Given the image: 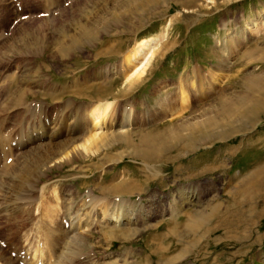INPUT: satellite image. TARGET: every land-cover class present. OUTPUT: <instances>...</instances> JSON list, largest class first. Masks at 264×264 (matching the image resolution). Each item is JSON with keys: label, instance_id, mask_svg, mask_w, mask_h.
Here are the masks:
<instances>
[{"label": "rangeland", "instance_id": "rangeland-1", "mask_svg": "<svg viewBox=\"0 0 264 264\" xmlns=\"http://www.w3.org/2000/svg\"><path fill=\"white\" fill-rule=\"evenodd\" d=\"M16 2L0 0V170L20 159L24 152L35 151V146L21 154L12 149L15 154L10 147L5 150L6 144L24 136L26 127L43 123L45 126L54 117L61 119L62 134L66 128L70 130V134L62 138L66 141L75 135L89 138L90 127L82 125L83 121L91 122L94 112L105 103L112 106L106 120H128L133 124L126 132L106 133L109 135L97 140L100 143L70 153L69 159L60 162V169L51 168L53 171L43 179L44 189L37 199L41 209L48 207L55 212L60 199L68 193L72 197L69 209L73 212L95 211L101 204L114 203L121 198L145 210L150 219V225L146 227L141 223V231L132 239H127L131 234L129 228L124 229L125 240L109 242L102 240L101 232L95 230V235L89 239L94 242L93 247L86 245L81 263L91 264L106 252H117L131 254L129 257L137 264H163V260L152 257L148 245L164 244L170 245L166 254L168 264H264V185L254 190L253 195H246L247 205L240 209L245 220L229 222L230 225L220 221L232 222L239 216L236 206L235 214L227 213V205L232 201L229 192L245 177V171L264 156V115L253 117L250 127L238 133L235 132L243 129L247 121L243 112L235 113L231 120L222 117L220 122L232 124L226 127L227 133L207 128L211 136L195 143L197 149L188 152L189 137L199 132L198 128L191 130V126H204L206 116L214 114L220 104L227 102L239 107L243 104L238 99L243 95H247L249 101L258 98L264 102V0ZM87 29H93L92 33L85 35ZM162 35L165 36L154 50L146 70L132 79L135 82L126 81L130 70L138 64L128 58L137 43ZM32 38L37 39L36 43H30ZM61 46L66 49L65 53L59 51ZM6 49L8 56L2 58ZM256 84L259 88L252 89ZM22 89L36 92L26 93L23 101L15 100L12 104L17 105L16 108L4 102ZM168 129L178 132L180 138H167L170 145L160 163L146 165L130 157L140 134L162 140L160 135ZM72 132L75 135H71ZM124 134L130 135L131 144L121 139ZM221 138L224 139L219 140ZM217 152H235L228 154L231 162L222 160L231 165L203 175L201 167L206 156ZM133 182H136L135 187ZM104 193L106 195H102ZM209 198L212 206L221 204L219 213L207 224L215 225L211 227L215 231H211L209 241L202 238L205 229L201 228L207 226L203 225L204 212L195 226L201 230L186 236L193 219L186 217L188 212L202 211L204 200ZM126 205L128 208L129 204ZM26 208L23 216L33 217L32 209ZM3 220H0V235L8 233L9 229H5ZM246 225L250 236L245 234ZM15 230L13 226L11 233ZM224 233H239L240 239L231 240Z\"/></svg>", "mask_w": 264, "mask_h": 264}, {"label": "bare ground", "instance_id": "bare-ground-1", "mask_svg": "<svg viewBox=\"0 0 264 264\" xmlns=\"http://www.w3.org/2000/svg\"><path fill=\"white\" fill-rule=\"evenodd\" d=\"M183 2L185 3L186 1H183ZM184 6H186V5H184ZM92 31H93V29L84 30V34L89 35L92 33ZM164 36L165 35H162L161 37H156V38H153L149 41L143 40L139 44L137 43V47L132 51L130 57H128V58H130L129 60L131 62L135 61V62H138V64L135 65L133 68L130 67V69L131 68L132 69L130 70L131 72L127 76L126 81H128L130 79L132 81V79L134 77H137V78L140 77L139 75H141L144 72V70H146L145 68H146L147 64H149V61L151 60V58L153 57V55L155 53L154 50L157 48V46H159V44L161 43ZM92 37H93V35H92ZM36 41H37V39H35V38L30 39V43H36ZM55 48L58 49L57 45ZM7 49H6V51H7ZM42 49H44V44L42 46ZM76 49H78V48H76ZM59 51H61L62 53H65L66 49L61 46ZM72 52H74V51H72ZM8 53H9V51H7L6 54L4 53L2 58L3 57L7 58ZM67 56H68V54H67ZM28 75H30V74H28ZM132 82H135V81H132ZM35 83H37V82H35ZM130 85H132V83H130ZM247 86L249 89L250 87L248 84H247ZM253 87L254 88H252V89H258L259 85L256 84ZM5 91L6 90L4 89V92ZM35 92L36 91L30 90V89L25 90V91H24V89H22V91H20L18 93L15 92L12 95L13 96L12 98H9L8 100H5L4 102H7L8 104H10L11 105L10 107L16 108L18 106L14 105L15 100L21 99V101H23V97L26 93L27 94H34ZM0 93H1V91H0ZM240 97H239L238 101L242 102L243 105H240L239 107L233 106L230 104L227 105L226 104L227 102L224 101L225 104H220L219 108L217 109V111L214 114L206 116V118L208 120L205 122L204 126H197V125L191 126V130L198 128L199 132H198V134H194L192 132L193 136L191 135L189 137V149L190 150L188 152H190V151L192 152L195 149H197V147L194 145L195 143L205 141L206 139H208L211 136L209 134L211 132H207L208 131L207 128H212L214 131H217V132L220 131V133L222 132L221 134L227 133L226 127L232 126V124L231 123L223 124L222 122H220L222 117L228 118L229 120H231L233 118V116L235 115V113L243 112L244 117H246L247 121L245 122L243 129H240V130L235 132V133H238L240 131H244L246 129V127H250L248 125H249V122L252 121L253 117L256 118L258 116V118H259L261 115H264V102H262L261 99H258V98L254 99L253 98L252 101H249L250 99L248 100L249 97L247 98V95H243L241 98ZM7 103L5 104V106L7 105ZM12 103H14V104H12ZM109 104L110 103H105V105H103L99 108L96 107L99 110L97 109V111L94 112V114L92 115V121L91 122L89 120L83 121L82 125L85 126L87 124L86 126L90 127V135H88L89 138H86V136H84V138H83V135H77V137H76L75 132H74V134L72 132L71 135H75L73 138H69V141L63 140L62 138H65V137H67L68 134H70L69 133L70 130L68 128H66V132L65 133L63 132V134H62L61 119H60V117L59 118L54 117L47 124H45V126H42L44 124L43 123L42 125L26 127L23 130L26 132V134L24 136H21V138L20 137L18 138V136H17L18 139L10 141V143L8 145L6 144L5 150H7L10 147L11 150L14 149L16 151H20V154H21V151H23L25 149L28 150L34 146H35V148H34L35 151L29 152V150L28 151L25 150L26 152L21 154V157H20V154L18 153L20 159L19 158L15 159V162L14 163L12 162L10 166L2 167V170H0V220L4 219L3 221H5V224H6L5 229L9 228L7 230L8 233L5 232V233L1 234L2 236L0 235V264H83L81 262H82V257H83L84 252H82V251L86 247V245L87 246L89 245V247H93L94 242L92 243V241H89L93 232L94 233L96 231L99 233L101 232V234L104 236V237L101 236V239L103 238L106 242H109L110 240H112V241L113 240H125L126 237L124 235V229L129 228L131 230V234L128 233V234H130V237L127 239H132L134 235H135L134 237H136V234L138 233V231H141L140 230V228H142L141 223L143 225H145L146 227L148 225H150V223H149L150 219H149L148 215H146V212H144L145 210L143 211L141 209H138L136 207V205H132L129 200H125V199H121V198L118 200L114 199V201L116 200V202H114V203H109V204L107 203V205L101 204V207H98V209H96L95 211H92V210L88 211V212L83 211L81 213H78L77 211L73 212V211H71V208L69 209V207H71L70 198H72V197L68 193L66 194V196L64 198L60 199L61 201L58 202L57 206L55 204V206L57 207L55 212L50 211V209L48 207L42 208L43 209L42 210L41 206H38L39 202L37 203V199L39 197V194L41 192H43V189H44V186L42 185L44 183L43 179H45L49 175V173H51L53 171V170H51V168H55V169L59 168L60 169L61 168L60 166H62L60 162H63L64 159H66V160H67V158L69 159L70 153H75L76 151H78L80 149H81V151L83 149H87L88 145L94 144V143L100 141V139L102 140L103 137H105L109 134L115 135L117 132H118V134L120 132H123V131L126 132V130H129L127 128H130V129L133 128V124L130 123V121H128V120H126L124 122H123V120H120V122L114 121V120H106V116H107L106 113L109 110V108L111 109V107H112V106L110 107ZM244 104H246V105H244ZM36 109H37V107H36ZM219 109H220V111H219ZM38 117H39V115H38ZM249 118H250V120H248ZM33 122H34L33 124H35V121H33ZM37 124H38V122H37ZM184 124H186V123L184 122ZM6 127H7V125H6ZM180 127H184V125H181ZM1 128H2V126H1ZM31 129H34V130L31 131ZM105 130H110V131H105ZM84 132H86V131H84ZM87 132H88V130H87ZM106 133H109V134H106ZM131 133H133V132H131ZM14 135H16V134H14ZM160 136H163L162 140L158 139L155 136L149 135V134H140L138 139H137V144H135L133 156H130V157H132L136 161H141V162H143V164H146V165H149L152 163H160L162 160L161 157L164 154V151L167 152L166 150H167L168 146L170 145L169 144L170 141H168L167 138L168 137L174 138V136H176L177 138H180L179 133L176 131H173V129H168L167 131L162 133ZM60 138L63 141L59 140ZM224 138H221L219 140H223ZM121 139L126 141L128 144L132 143V139H131L129 134H124L123 137H121ZM50 141L51 142L60 141V142L50 144L51 143ZM98 143H100V142H98ZM120 144H122V143H120ZM114 145L115 144H113V147H111V148H114ZM193 145H194V147H192ZM110 146H112V145H110ZM101 148H103V147H101ZM86 151H88V150H86ZM13 152L15 153V151H13ZM12 153L10 155H12ZM218 153L219 152H217V154H209L206 156L207 160L204 164H202V167H201V171H202L203 175L207 174L209 172H212V171H216V169H219V168L226 169L230 163L229 164L224 163L222 160L228 159L227 161H229L231 158L228 157V154L229 153H235V152H226L225 154H218ZM18 154H17V156H18ZM126 155H128V154L126 153ZM14 156L15 155H13L11 157H14ZM66 160H64V161H66ZM230 162H231V160H230ZM1 165H3V164H1ZM244 168H247V167H244ZM238 171H240V170H238ZM245 174H244L245 177L241 180V182L239 181L236 185H233V189H231V191L229 192V196H231L230 198L232 199V201L234 200L233 201L234 205L231 203L232 202L231 200H230L231 202H229V205H227V206H229L228 210H227L228 214H232V212L234 211V206H236L237 207L236 209L239 212V214H238L239 216L235 217L236 219L232 222L229 221L228 219H226V220L220 219L221 222H226L225 224H229V222L231 224L232 223L235 224L237 222H241V221L246 219L245 217H243V212H240V211H242L240 209L244 208L247 205L246 201H245L246 195H248V194L253 195L254 190H256V189H258L264 185V156L257 159L253 163L252 167H250L248 170L245 171ZM131 180H133V179H131ZM139 181L140 180H138V182ZM121 183H122V181H121ZM135 183H134V187H135ZM245 184H247V186H246L247 188H243V186ZM141 185L142 184H140V186ZM98 188H99V186H98ZM112 188H114V187H112ZM116 188H118V187H116ZM124 189H127V188H124ZM208 189H209L208 193L211 192L210 188H208ZM96 191H98V190H96ZM99 193H100V191H99ZM106 193H104L102 195H106ZM123 193H125V192H123ZM133 193H134V191H133ZM135 194H136V192H135ZM115 195H116V193H115ZM121 195H123V194H121ZM213 196H217V194L213 195ZM113 197H114V195H113ZM40 198H42V197H40ZM57 198L55 200H58ZM115 198H116V196H115ZM237 199H239V200L237 201ZM92 200H94V199H92ZM210 200H211V198L207 199L206 201L204 200V203H205V206H203L204 211L203 210L200 211V209L198 208L199 210L195 209V210L188 212L186 217H188V218L192 217L193 219L191 218L192 221L190 220L192 222V225H190L191 227L187 228L188 231H186V236H190L191 235L190 233L196 234L201 229H203V230L205 229L204 235L202 234L205 237H202V238H205V239H207V241H209V238L212 235L211 231L214 230L211 227L215 226V225L211 226V224L210 225H207V224L210 223V220H211V218L213 219V216H215L217 213H219V211H220L219 208L221 207L220 203L212 206L210 203ZM90 202H91V197H90ZM94 202H95V200H94ZM102 202H105V201H102ZM41 203L45 204L44 202H41ZM126 204H129L128 208H127L128 205H126ZM95 205H98V204L96 203ZM222 205H224V204H222ZM26 207H29L32 209V212H31V209L29 212H31V214H33V217H30V216L24 217L23 216L22 211ZM208 207L210 209L205 211L206 209H208ZM181 209L178 207V210L181 211ZM248 209H249V207H248ZM175 210H177V209H175ZM178 210H177V212H178ZM202 212H204L203 217L200 216L202 214ZM223 214H224V212H223ZM252 215H254V211L252 212ZM180 216H181V214H180ZM199 216H200V218L202 217L203 225H207V226L203 227L201 224V226H202V228L200 227L201 229L198 227L195 228L196 223H197L196 221L199 220L198 219ZM224 217L227 218L228 216H224ZM247 217H249V216H247ZM250 220H253V219L251 218L248 221L250 222ZM249 222H246V224H249ZM5 224H4V226H5ZM66 225H67V227H66ZM185 225H186V223H185ZM220 225L221 224H219V229L221 227ZM13 226L16 228V230L14 231V233H11ZM217 227H218V225L216 226V229H217ZM246 227H247V229L245 231V234L250 236L251 234H250V230H249L248 225H246ZM1 228H3V227H1ZM98 228H100V229H98ZM233 230H235V229L233 228ZM228 231H230V230H228ZM224 234H226V233H224ZM94 235L95 234H93L92 236H94ZM154 235L156 236V234H154ZM226 235H228V234H226ZM155 236H154V238H155ZM186 236L184 235V237H186ZM239 236H240L239 233H237V234L232 233L231 235L230 234L228 235V237L232 238L231 240H235V238L238 239ZM243 237H245V235ZM247 238H249V237H247ZM214 239H216V238H214ZM132 241H134V239ZM218 242H220V241L218 240ZM108 244H107V246H108ZM101 245H102V243H101ZM148 246H150V254L152 255L153 258H154V256H156L157 259H159L161 261L163 260L162 261L163 264H168L169 260H168V258L166 259V254L168 255L170 245H164L163 244V245L153 246L150 244ZM106 249H108V248L106 247ZM90 253L92 254V249L90 250ZM85 254H86V252H85ZM130 255H128V253H117V252H115V253L109 252L108 253V252H106L103 254L102 257L100 256L101 258H97L96 260L94 259L91 264H137L135 261L134 262L132 261L133 258H130L129 257ZM181 255H183V254H181ZM184 257H186V256H184ZM83 259H84V257H83ZM147 264H149V263H147Z\"/></svg>", "mask_w": 264, "mask_h": 264}]
</instances>
